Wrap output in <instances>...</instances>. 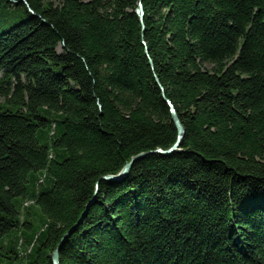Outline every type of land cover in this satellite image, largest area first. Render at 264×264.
<instances>
[{
  "label": "trees",
  "instance_id": "obj_1",
  "mask_svg": "<svg viewBox=\"0 0 264 264\" xmlns=\"http://www.w3.org/2000/svg\"><path fill=\"white\" fill-rule=\"evenodd\" d=\"M141 4L0 0V264H264V0Z\"/></svg>",
  "mask_w": 264,
  "mask_h": 264
},
{
  "label": "water",
  "instance_id": "obj_2",
  "mask_svg": "<svg viewBox=\"0 0 264 264\" xmlns=\"http://www.w3.org/2000/svg\"><path fill=\"white\" fill-rule=\"evenodd\" d=\"M135 13L137 14V17L139 19V22L142 25L143 7H142V4H141V0H137V8L135 10ZM149 64H151L150 61H149ZM160 89H161V87H160ZM168 105H169V109H170L171 121H172V123H173V125H174V127L176 129V133H177L175 142L168 149H166V150L157 149V150L152 151V152L140 153V154H137V155L131 157V159L122 167V169L119 171L118 174H116V175H106V176H103V177L100 178L99 181L118 182V181L124 179L128 175V173H129V171H130L131 166L133 165V163L136 162V161H138L139 159H142L143 157H145L149 153H158V154L163 155V156H168V155L172 154L173 152L179 150V145H180V142H181V140H182V138L184 136V132L185 131H184V128L181 125L179 119H178V116H177L174 108L171 106V104L168 103ZM97 187H98V184L95 185V191L96 192H97ZM91 203H92V201H90L86 205L85 211L81 215V217L78 220L77 224L81 221V219L83 218V216L86 215L87 210H88V208H89V206H90ZM74 227L71 230H73ZM71 230H70V232H71ZM70 232L66 233L62 237V239L60 240V243L58 244L57 248L52 253V255H51V263L52 264H58V257H57L58 249L64 243L65 239L69 236Z\"/></svg>",
  "mask_w": 264,
  "mask_h": 264
},
{
  "label": "rangeland",
  "instance_id": "obj_3",
  "mask_svg": "<svg viewBox=\"0 0 264 264\" xmlns=\"http://www.w3.org/2000/svg\"><path fill=\"white\" fill-rule=\"evenodd\" d=\"M52 1H54V2H58V1H60V0H52ZM39 142H40L41 144H43V143L45 142L44 136H42V137L39 138ZM38 227H40V224L35 220V221H34L33 231H32V232H36V231H38ZM27 233L30 235V232H27ZM10 236H12V234L9 235L8 237H6V240L9 239ZM20 262H21V260H19L18 262H16L15 260L12 261L13 264H17V263H20ZM6 264H10V262L7 261Z\"/></svg>",
  "mask_w": 264,
  "mask_h": 264
}]
</instances>
